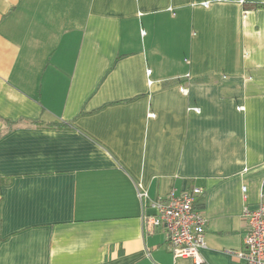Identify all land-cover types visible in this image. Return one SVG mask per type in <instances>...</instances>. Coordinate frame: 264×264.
<instances>
[{"label":"crops","instance_id":"0c3cea01","mask_svg":"<svg viewBox=\"0 0 264 264\" xmlns=\"http://www.w3.org/2000/svg\"><path fill=\"white\" fill-rule=\"evenodd\" d=\"M194 187L200 264H251L264 0H0V264H197L143 223Z\"/></svg>","mask_w":264,"mask_h":264},{"label":"built area","instance_id":"2783aa9c","mask_svg":"<svg viewBox=\"0 0 264 264\" xmlns=\"http://www.w3.org/2000/svg\"><path fill=\"white\" fill-rule=\"evenodd\" d=\"M208 5V2H204ZM187 92V89H183ZM246 191V186L243 187ZM141 199L147 197L146 191L139 190ZM203 190L198 187L176 193L172 190L165 199L155 202L156 212L144 213L145 231L151 233L158 228L167 234L170 250L174 259L190 258L195 263L204 262L202 249L205 247L207 219L197 206ZM247 234L243 249L236 251L238 257L247 259L251 264H264V204L258 208H245Z\"/></svg>","mask_w":264,"mask_h":264},{"label":"trees","instance_id":"16d2710c","mask_svg":"<svg viewBox=\"0 0 264 264\" xmlns=\"http://www.w3.org/2000/svg\"><path fill=\"white\" fill-rule=\"evenodd\" d=\"M52 126H56V127H63L66 125L65 122H60V121H55L51 124ZM197 206L200 208V206L197 204Z\"/></svg>","mask_w":264,"mask_h":264}]
</instances>
